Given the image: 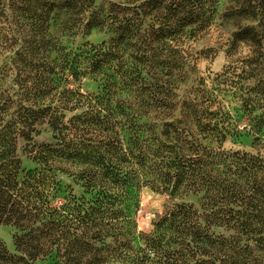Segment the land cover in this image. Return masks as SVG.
Segmentation results:
<instances>
[{
    "label": "trees",
    "instance_id": "1",
    "mask_svg": "<svg viewBox=\"0 0 264 264\" xmlns=\"http://www.w3.org/2000/svg\"><path fill=\"white\" fill-rule=\"evenodd\" d=\"M4 1L0 20L8 18ZM16 1L26 8L33 36L31 44L15 52L14 83L5 87L0 72V225L18 231L15 253L0 243V264H36L51 255L54 264H264V157L204 146L179 129V121L161 119L157 133L155 125L142 121L152 110L173 108L156 92L159 82L150 83L142 74L152 68L155 50L133 42L138 25L125 13L134 0L111 5L101 17L91 10L94 0ZM215 2L144 0L141 7L152 12L167 3L163 8L173 9L174 25L185 27L202 21L206 12L213 14L206 4ZM232 2L223 14L237 23L229 58L241 64L243 58L234 55L243 47L264 58V0ZM85 13V29H102L110 20L113 37L66 50L50 28L75 35ZM2 31L0 21V42ZM45 37L54 40L49 49ZM51 52L55 58L43 62ZM109 70L115 75L105 74ZM66 71L72 77H105L96 94L85 96L61 89ZM124 86L138 98L136 109L115 98ZM82 107L85 112L65 121L66 111ZM193 115L199 116L194 110ZM200 120H195L198 127ZM44 124L52 131V143L33 141ZM124 127L131 131L125 142L119 133ZM18 139L25 142L23 156L32 167H23ZM62 177L72 178L82 194L57 202ZM156 181L170 196L199 195L200 209L174 204L156 217L149 235H141L135 218L139 194L144 184L156 187ZM140 239L142 246L135 247Z\"/></svg>",
    "mask_w": 264,
    "mask_h": 264
},
{
    "label": "rangeland",
    "instance_id": "2",
    "mask_svg": "<svg viewBox=\"0 0 264 264\" xmlns=\"http://www.w3.org/2000/svg\"><path fill=\"white\" fill-rule=\"evenodd\" d=\"M8 1H4L6 4L4 14L8 18L0 20L5 35L0 42L4 48L0 52V72L5 87L13 84L15 80L16 71L13 67L16 62L15 52L31 44L30 38L33 36L31 23L25 19L27 16L25 6L21 1ZM48 1L58 3L63 0ZM122 2L124 1L94 0V7L91 10L99 13L101 17L106 15L111 5L123 4ZM143 2L144 0L132 1L131 10L125 14L127 18L132 17L135 25H138L135 27L138 32L133 42L152 51L155 50L152 68L149 69L148 75L145 72L142 74L150 83L159 82L161 89L156 92L166 96L173 110L169 112L152 110L142 121L155 125L156 133L163 122L161 119L173 123L179 121L176 126L188 131L192 136L190 138L198 140L204 146L215 149L220 147L222 151L229 153L239 151L264 157V58L260 59L259 55H252L251 50L246 47L241 48L234 55L243 58L241 64L233 62L235 57L229 58L227 50L232 35L237 30V23L224 18L223 14L233 5L232 0H216L213 5L206 4L214 8L213 14L206 12L202 16V21L185 27L174 25L177 19L172 16L175 15L173 9L169 12L163 8L168 6L167 3L157 11L149 12L150 9L141 7ZM143 11L147 12L146 16L142 15ZM88 15L85 13L80 16L82 24L72 31L75 35L54 27L50 28V32L58 36L60 44L69 51H76L86 43L99 45L113 37L114 25L110 20L105 22L102 29L91 31L85 29L84 24ZM54 24H57V21ZM239 24L250 23L241 21ZM167 26L170 29L166 32ZM45 40L47 49L54 45L51 37H45ZM54 58L52 52L47 53L43 62H50ZM33 60L41 62L42 59L34 56ZM84 67L81 65V71H85ZM105 74L115 75L112 70L106 71ZM103 77H105L103 74L95 76L89 73L72 77L66 71L60 87L72 89L85 96L93 95L99 90ZM121 88L117 90L115 98L124 102L127 109H136L139 101L135 93L125 86ZM193 110L199 115L196 118L201 119L200 127L195 125L197 122L195 116H192ZM85 111L84 107L72 112L66 111L65 121ZM8 119L9 117L5 118ZM37 130L40 134L34 137V142H53L52 131L47 125L38 126ZM119 133L120 138L125 142L131 131L124 127L119 128ZM17 142V155L22 159L23 167H32L23 156L25 142L22 139H18ZM152 146L154 147L155 144L152 143ZM61 179L62 192L57 202L64 200L69 194L75 196L82 194V188L72 178ZM155 186L144 184L139 194V209L135 218L137 231L141 235H149L153 231L152 223L156 217L163 215L174 204H189L197 210L200 209L199 195L170 196L162 189L159 181H156ZM17 233V229L13 226L0 225V243L10 253H15L13 238ZM142 243L140 239L136 240L134 245L141 247ZM53 260L54 255H51L38 260L36 264H54ZM110 264H122V262Z\"/></svg>",
    "mask_w": 264,
    "mask_h": 264
}]
</instances>
